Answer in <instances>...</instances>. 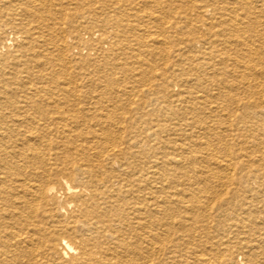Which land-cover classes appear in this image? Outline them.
<instances>
[{"label": "bare ground", "instance_id": "1", "mask_svg": "<svg viewBox=\"0 0 264 264\" xmlns=\"http://www.w3.org/2000/svg\"><path fill=\"white\" fill-rule=\"evenodd\" d=\"M0 264H264V0H0Z\"/></svg>", "mask_w": 264, "mask_h": 264}, {"label": "rangeland", "instance_id": "2", "mask_svg": "<svg viewBox=\"0 0 264 264\" xmlns=\"http://www.w3.org/2000/svg\"><path fill=\"white\" fill-rule=\"evenodd\" d=\"M85 33H86V32H84V31L81 32V38H80V39H81V43H82V44H86V43H87V44H90L89 42L92 43L93 40L96 41V40L98 39V37H97L96 35H92V36H93V37H92V36L89 35V34H88V35H85ZM86 34H87V33H86ZM82 35H83V36H82ZM97 35H98V34H97ZM87 36H88V37H87ZM84 37H85V38H84ZM89 37H90L91 39H89ZM83 39H84V40H83ZM87 39L90 40V41H87ZM92 39H93V40H92ZM95 39H96V40H95ZM83 41H85L86 43H84ZM94 41H93V42H94ZM105 49H106V48H105ZM80 51H81V53H80ZM72 53H73L74 55H78V54L86 55V54H87V51H86V50H83V48H81L80 50H79V49H74Z\"/></svg>", "mask_w": 264, "mask_h": 264}]
</instances>
